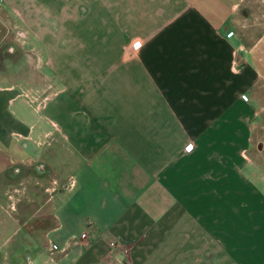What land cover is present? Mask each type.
Listing matches in <instances>:
<instances>
[{
	"label": "crops",
	"instance_id": "0c3cea01",
	"mask_svg": "<svg viewBox=\"0 0 264 264\" xmlns=\"http://www.w3.org/2000/svg\"><path fill=\"white\" fill-rule=\"evenodd\" d=\"M241 2L0 0L28 37L83 46L92 67L83 103L67 86L46 106L74 182L46 230L0 244V264H264L254 103L239 96L230 24Z\"/></svg>",
	"mask_w": 264,
	"mask_h": 264
},
{
	"label": "rangeland",
	"instance_id": "374dc122",
	"mask_svg": "<svg viewBox=\"0 0 264 264\" xmlns=\"http://www.w3.org/2000/svg\"><path fill=\"white\" fill-rule=\"evenodd\" d=\"M230 24L244 46L238 50L239 96L254 103L249 154L264 180V0H242ZM28 33L13 17L0 14V244L8 239L2 247L18 250L25 247L27 233L53 223L61 194L74 182L75 160L57 142L53 111L47 107L67 86L77 88L70 98L83 103L91 67L83 60V46H45ZM246 49L253 74L243 67ZM18 119L34 125L30 132ZM253 178L260 185L258 175ZM253 226L261 224L254 221ZM9 261L17 263L16 255Z\"/></svg>",
	"mask_w": 264,
	"mask_h": 264
},
{
	"label": "built area",
	"instance_id": "2783aa9c",
	"mask_svg": "<svg viewBox=\"0 0 264 264\" xmlns=\"http://www.w3.org/2000/svg\"><path fill=\"white\" fill-rule=\"evenodd\" d=\"M133 46H134L135 49H140L143 46V43H142V41L140 39H136L134 41V43H133ZM186 148H187L188 151H192L193 144L192 143H188L186 145ZM116 244L117 243H115V242L112 243L113 246H116Z\"/></svg>",
	"mask_w": 264,
	"mask_h": 264
}]
</instances>
